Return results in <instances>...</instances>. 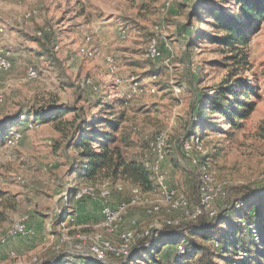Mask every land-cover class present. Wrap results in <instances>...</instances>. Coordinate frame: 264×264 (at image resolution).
<instances>
[{
  "label": "rangeland",
  "instance_id": "rangeland-1",
  "mask_svg": "<svg viewBox=\"0 0 264 264\" xmlns=\"http://www.w3.org/2000/svg\"><path fill=\"white\" fill-rule=\"evenodd\" d=\"M196 1L42 0V5L40 0H30L19 3L18 14L5 16L1 14L5 0H0V58L9 62L0 64V120L21 113L26 116L48 104L88 108L99 98H123L124 105L115 104L114 108L116 115L125 113L119 144L126 156L145 161L153 174L159 151L152 150L151 142L161 134L166 136L163 170L167 179H160L159 173L152 174L157 190H142L146 203L159 206V212L148 214L146 204H132L117 230L123 224L149 229L163 221L171 225L188 221L198 209V203L188 198L196 181H201V190L210 177L215 195L210 208L221 211L231 202L227 193L230 187L254 188L264 180V19L247 47L252 70L245 75L258 85L261 95L254 114L239 131L227 134L230 127L219 125L222 129L208 131L198 140L197 122L193 124L196 135L191 134L196 102L187 87L181 90L178 84L187 82L199 93H210L227 76L230 61L216 44L200 40L190 45L194 28L210 30L208 24L190 16L196 13L190 3ZM213 1L225 10L235 6L233 0ZM27 6L36 8L37 14L25 16ZM48 31L50 37L45 33ZM153 37L159 48L154 59L147 56ZM83 47L92 54L83 53ZM29 68L36 70V78L27 76ZM88 77L92 79L89 87L96 89L83 90L81 84L79 88V82ZM97 112L92 109V114ZM73 117L74 113H69L63 121ZM26 120L19 129L9 130L22 133L18 144H9L8 140L0 144V190L4 192L0 211L5 214L0 219V248L6 245L1 239L17 224L27 222L30 231L15 238L13 251L6 252V258L0 251V264H35L55 251L78 252L79 243L97 247L94 237L107 236L102 226L104 219L98 217L93 218L94 225L90 222L83 231L72 233L77 229V219L72 200H66L67 192L87 182L76 180L69 172L70 163L63 151L56 154L65 141L55 125ZM73 154L69 149L68 156ZM165 182L176 189V196L185 197L189 216L181 217L183 211L171 208L165 193L170 187ZM125 183V191L113 195L120 201L127 199L132 189ZM40 224H45L48 235L36 236ZM121 236H111L114 244ZM213 245L221 248L219 243ZM180 249L177 246L178 254H182ZM219 254L216 262L228 264L225 255ZM172 255L173 251L166 250V257ZM243 256L240 253V259ZM109 258L117 264L123 262L122 258Z\"/></svg>",
  "mask_w": 264,
  "mask_h": 264
},
{
  "label": "trees",
  "instance_id": "trees-1",
  "mask_svg": "<svg viewBox=\"0 0 264 264\" xmlns=\"http://www.w3.org/2000/svg\"><path fill=\"white\" fill-rule=\"evenodd\" d=\"M233 1L235 6L229 10H225L213 0L190 3L196 11L190 16L195 17L196 22H205L210 26V30L194 28L190 36V45L200 40L216 44L230 61L227 65L229 67L227 76L212 88L210 93H199L190 84L186 85L187 82L177 83L181 90L182 87H187L188 93L192 94L193 102H196V115L195 121H192L191 134L196 135V127H193V124L197 122L200 134L197 136L198 140L208 131L222 129L219 125L230 127V130L226 131L227 134L241 130L254 114L261 98L258 85L245 73L252 70L247 47L264 19V0ZM45 33L50 37V31ZM36 37L41 39L39 35ZM83 83L84 79L79 82V88L81 84L83 90L97 88ZM124 103L123 98L105 100L99 98L88 108L48 104L39 110L28 112L27 115H33L28 119L33 123L55 125L65 141L60 146L63 155L69 160V172L75 175L76 180L96 187L101 186L100 184L109 185L114 190L113 194L121 193L115 190L116 185L121 182L123 185L127 182L130 187H140L143 191H154L157 184L152 176L153 171L148 168L149 165L140 159L126 156L119 144L122 140L121 122L125 113L121 111L116 115L114 108L115 104L122 107ZM92 109L98 110L96 115L92 114ZM69 113H74V117L63 121ZM24 116L25 114L21 113L0 120V144L2 141L5 143L12 140L10 133L15 131L9 132L11 128L19 129L26 124L24 121L27 120H22ZM217 116L220 117L219 122ZM69 149L74 151L72 156H68ZM165 183L170 187L169 183ZM200 185L201 181H196L191 186L188 198L194 203L201 202ZM78 186H72L67 192L68 202L75 200ZM227 193L231 202L214 217H209L204 211L199 218L196 216L180 225H171L163 221L156 228L138 229L135 226V230L146 234L154 231V236L150 239L148 236L147 238L142 236L131 255L122 257L121 264H192V262L218 264L216 262L218 252L221 256L225 255L228 264H264V180L254 188L247 185L230 187ZM2 195L4 192L0 190V198ZM2 217H5V214L0 211V219ZM215 243H219L221 248L216 249L213 245ZM177 246L184 251L182 254L176 251ZM166 250L173 251L172 257L165 256ZM240 253L244 255L241 259ZM35 264H40V260ZM42 264L117 263L112 260L111 262L97 260L88 253L62 254L59 250L48 258L44 257Z\"/></svg>",
  "mask_w": 264,
  "mask_h": 264
},
{
  "label": "bare ground",
  "instance_id": "bare-ground-1",
  "mask_svg": "<svg viewBox=\"0 0 264 264\" xmlns=\"http://www.w3.org/2000/svg\"><path fill=\"white\" fill-rule=\"evenodd\" d=\"M83 53L86 54H92L91 51L88 48L83 47L82 49ZM159 55L158 52V47H157V38L153 37L152 40L149 43V46L147 48V56L151 57V58H157ZM2 61L0 60V64L1 65H7L9 62L5 59V58H0ZM112 59V58H111ZM111 64V63H110ZM30 70H32L33 72H30ZM27 76L29 78H36L37 77V73L36 70L34 68H29L26 71ZM92 83V80L90 78H86L84 79V84H90ZM1 98V96H0ZM31 125V124H30ZM34 125V124H32ZM31 125V127H32ZM10 135L12 136V140H10L8 143L12 144V145H16L20 142L22 136V133H20V131L15 130V132H11ZM161 143L163 144V147L166 145V136L164 134H161L159 136H157L152 142H151V148L153 151L158 152L159 148L161 146ZM156 170H158V166L154 167ZM153 168V169H154ZM154 171V170H153ZM159 172L156 171L154 172V174H158ZM209 181H210V177H208L205 181V184L203 185L201 190H207V185H209ZM212 181V180H211ZM210 186V185H209ZM211 188V186H210ZM118 191H125L124 189V185L121 183H118L116 185V189ZM157 190V187L156 189ZM154 190V191H155ZM112 188L109 185H101L99 187H96L92 184H81L76 188V192H75V199L79 200L81 199V195H86V196H90V198H97V197H106L108 193H111L112 196L113 194ZM212 191V188H211ZM166 193V200L168 202L171 203V208L173 209H177L179 208V206H181V202H183L185 199L184 196H176V189L172 188V190L170 191V189L165 190ZM148 200L144 197V193L142 191V189L140 187H132L131 192L129 193V197L127 199H123L122 202V206H118L117 210L113 213V215L111 217H106V219L103 220L102 226L107 234V236L104 235H96L94 237V239L99 242V245L102 244V247H107L110 245H117V249H120L121 251H130L129 254H125L123 257L126 258L127 256H130L131 253L133 252V248L136 245V243L138 242V240L142 237V234H139L136 230H135V226L132 227V230H130V232L127 235V239L124 240V236H121V239L118 241L119 244H117L118 242H115L116 244H114V241L112 240L111 236L116 233L114 231L117 230L118 227V223L121 220V218L123 217V215L127 212V209L133 204V205H142V204H146V209H147V213L148 214H156L159 212L160 207L153 205V204H149L146 203ZM171 211V210H170ZM146 213V214H147ZM183 215V216H182ZM181 215V217L184 216H189L190 215V211L189 209L186 210V212H183V214ZM196 216H198V209H196V211H194L191 215V219L196 218ZM175 217V216H174ZM179 217V218H181ZM188 218V220L190 219ZM179 220L175 219V222H178ZM168 222H171V220L169 219ZM22 224H17L15 227H13L2 239L1 242H5L8 239L15 237L16 233H18V230H20L21 228H23ZM153 236H149L148 239L152 238ZM101 238H107V239H101ZM148 242V241H147ZM182 250V249H180ZM184 251L182 250V253ZM93 255V254H92ZM94 256V255H93ZM96 259L100 260L99 257L97 258L96 256H94ZM104 262H107L106 259L104 260L103 258H101Z\"/></svg>",
  "mask_w": 264,
  "mask_h": 264
},
{
  "label": "built area",
  "instance_id": "built-area-1",
  "mask_svg": "<svg viewBox=\"0 0 264 264\" xmlns=\"http://www.w3.org/2000/svg\"><path fill=\"white\" fill-rule=\"evenodd\" d=\"M1 62H4V61L1 60ZM30 72H33V71L30 70ZM183 147L186 150H188V148L185 146V144ZM164 158H165V153L163 151V144L161 143V146L159 148V152H158V154H156V161L158 162V170L157 171L159 172L160 179H167V175H166L165 171L163 170ZM172 188L173 187L170 186V191L172 190ZM200 196H201V198H200L201 202L196 204V206H195V207H198V218L204 211L208 214L209 217L216 216L218 213V210L210 208V202L212 201V199L214 198L215 195L212 194L211 188L209 185H207V190H200ZM87 198L92 199V198H90V196L81 195V200H85ZM111 198H113L112 194L108 193L106 197H100L99 199H95V200H99L102 204V209H101L102 215H103L102 220L106 219V217H111L113 215V213L117 210L118 206H122L121 201H119L116 205H112L109 202ZM187 209H190V207L186 206V200H184L183 202H181V206H180V208H178V211L186 212ZM134 226L135 225L125 226L123 224L121 226L120 230H116L114 232L120 233L121 235L124 236V240H126L128 233L130 232V230H132V227H134ZM29 231L30 230L28 229V225L26 222L25 226H23V228L18 230V233H16V237L10 238L8 243L10 241L14 240L15 238H17L18 236L27 235ZM141 236H143V238H147V236H154V231H152V234H144V232H143V234ZM101 239H107V238H101ZM77 248H78L77 249L78 252L92 253V254L98 256L99 258L107 259L109 262H111L109 256H113L115 258H122L125 254H129V252H130V251H121L120 249H117V245L100 247L99 242H97V247H89L87 243H79L77 245ZM176 250H177V248H176ZM39 260H40V264H42L43 258H39Z\"/></svg>",
  "mask_w": 264,
  "mask_h": 264
},
{
  "label": "crops",
  "instance_id": "crops-1",
  "mask_svg": "<svg viewBox=\"0 0 264 264\" xmlns=\"http://www.w3.org/2000/svg\"><path fill=\"white\" fill-rule=\"evenodd\" d=\"M36 1H39V0H36ZM27 3V2H30V0H5V3H4V8L3 10H1V14L2 15H5V16H9V15H14V13L18 14L20 12V6H19V3ZM41 4L43 5L42 3V0H40ZM32 5V4H31ZM6 10V11H5ZM25 10V16H29V14L31 15V13L33 12V15H36L37 14V9L36 8H29L28 6L24 8ZM30 12V13H29ZM31 16V17H32ZM9 19V17H8ZM7 32V30H6ZM8 38L10 37V35L7 36ZM33 115H30V116H24L23 119L26 120L27 119H30L32 118ZM21 126V125H20ZM19 126V127H20ZM22 130V129H21ZM62 152V147L60 146V149H58L56 151V154H60ZM69 189V188H68ZM123 197V196H122ZM57 198L58 197H55V201H57ZM120 201L119 198H115L113 196V198H111V200L109 201L112 205H116L118 202ZM73 202V205L75 206V217L77 219V224H76V230H73L74 232L72 233H76L77 232H80V231H83L84 227H89L90 225V222L93 223L92 225L95 224V221L93 220V218H103V215H102V204L99 200H94V199H85V200H82L80 202H77L75 200H72ZM143 215L145 216V214L143 213ZM74 215L73 214H70V217H73ZM45 224H40L38 225L36 228H37V234L36 236H42L43 233L46 235H48L49 233H47V231H45V227H43ZM35 236V237H36ZM75 237V236H74ZM9 241V240H8ZM8 241L4 242V243H7ZM16 242V239L12 240L9 242V244L3 246L0 248V251L3 252V257L6 258V255H9V254H6V252L8 253L9 251H13L11 248H13L14 246L12 245V243H15ZM2 243V244H4ZM17 247L18 244L16 245ZM68 252H72V251H68ZM89 255L93 256L92 254L88 253ZM1 255V256H2ZM0 256V257H1ZM94 257V256H93Z\"/></svg>",
  "mask_w": 264,
  "mask_h": 264
},
{
  "label": "water",
  "instance_id": "water-1",
  "mask_svg": "<svg viewBox=\"0 0 264 264\" xmlns=\"http://www.w3.org/2000/svg\"><path fill=\"white\" fill-rule=\"evenodd\" d=\"M95 258V257H94ZM96 259V258H95Z\"/></svg>",
  "mask_w": 264,
  "mask_h": 264
}]
</instances>
